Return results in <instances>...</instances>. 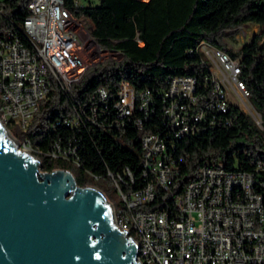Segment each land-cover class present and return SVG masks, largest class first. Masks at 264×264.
<instances>
[{
    "label": "built area",
    "instance_id": "obj_1",
    "mask_svg": "<svg viewBox=\"0 0 264 264\" xmlns=\"http://www.w3.org/2000/svg\"><path fill=\"white\" fill-rule=\"evenodd\" d=\"M90 1L29 0L28 12L18 21L0 6L11 21L10 26L0 27L1 121L25 129L53 82L69 89L84 67L79 30L87 17L74 14L71 4ZM198 46L210 63L212 86L205 81L201 88L193 74L168 76L160 92L163 126L159 129L145 128V120L156 112L154 91L137 89L127 78L119 80L114 92L107 85L97 86L86 102L73 104L70 115L52 122V128L62 123L79 128L90 122L109 131L130 125L143 130L139 169L129 164L107 169L121 195L120 203L110 202L112 221L133 239L141 264H264L262 160L255 170H247L230 167L223 156L208 159L176 196L174 210L142 208L154 198L156 186L168 188L179 174V141L205 127L200 122L209 110L227 111L234 102L228 96L229 83L245 108L251 106L249 89L240 77V56L205 39ZM256 111L253 118L262 125L261 113ZM116 135L130 145L125 135ZM20 140L32 147L41 162L39 148L29 138ZM80 146L74 135L66 141L55 138L47 154L80 166ZM86 171L94 179L101 176Z\"/></svg>",
    "mask_w": 264,
    "mask_h": 264
},
{
    "label": "trees",
    "instance_id": "obj_2",
    "mask_svg": "<svg viewBox=\"0 0 264 264\" xmlns=\"http://www.w3.org/2000/svg\"><path fill=\"white\" fill-rule=\"evenodd\" d=\"M29 0H0L8 17L20 20L28 12ZM74 14L92 20V35L106 48L120 50L121 58H106L88 67L68 90L53 82L50 91L39 101L27 127L17 123L12 128L20 139L29 138L39 148L42 166L70 168L81 185L98 183L86 169L108 176L107 169L129 164L139 169L140 136L133 125L124 130L109 131L87 122L79 128L57 125L58 117L70 115L73 104H83L99 85L116 90L121 78H127L137 89L151 88L157 99L155 116L145 120V128L159 129L163 101L160 92L166 79L174 74H193L201 88L205 81L212 86L210 63L198 46L202 39L240 56V77L249 89L252 105L261 113L262 125L237 103L231 102L227 111L209 110L200 122L205 127L179 141V174L168 188L156 186L152 200L142 208L165 207L174 210L175 198L185 184L198 176L206 160L223 156L230 167L255 170L258 160L264 161V0H99L79 6L71 4ZM0 12V27L11 25ZM245 22L259 24L254 36L241 48L229 46L227 29ZM209 87V88H210ZM230 120V121H228ZM115 133L125 135V144ZM74 135L81 142L78 150L82 164L77 166L62 157L51 158L47 151L55 138ZM109 177V176H108ZM143 180V179H142Z\"/></svg>",
    "mask_w": 264,
    "mask_h": 264
},
{
    "label": "water",
    "instance_id": "obj_3",
    "mask_svg": "<svg viewBox=\"0 0 264 264\" xmlns=\"http://www.w3.org/2000/svg\"><path fill=\"white\" fill-rule=\"evenodd\" d=\"M39 166L14 149L0 120V264H141L96 186L70 168Z\"/></svg>",
    "mask_w": 264,
    "mask_h": 264
},
{
    "label": "rangeland",
    "instance_id": "obj_4",
    "mask_svg": "<svg viewBox=\"0 0 264 264\" xmlns=\"http://www.w3.org/2000/svg\"><path fill=\"white\" fill-rule=\"evenodd\" d=\"M94 2H99V0H94ZM83 20H84L83 27L80 28L79 31H80V40L82 44V54H83L85 63H84L83 70L80 73H77L75 77L76 79L79 78L88 67L96 64L97 62L105 60L106 58H109V57H114V58L119 59L122 56V52L120 50L106 48L100 45L98 41L96 40V38L91 33V28L93 26L91 19H89L88 17H84ZM258 27H259V24L255 22H245L235 28L227 29L225 33V37L228 41L229 46H231L234 49L241 48V46L246 40H249L250 38L254 36ZM228 87H229L228 96L232 101L239 104L240 107L243 108L245 111H247L249 114H251V116L257 113L255 107H253L250 102H249V105L251 106L250 107L248 106L247 109L245 108L244 104H242L241 98L239 97V95L237 94V92L235 91L231 83L228 84ZM247 103H248V100H247ZM2 123L12 133V136L15 137L19 141L20 139L17 137V135L14 133L12 129L15 127V125L11 127L8 124L4 123L3 121ZM25 146L26 145H25L24 140H20L19 143L17 144V147L19 149L23 150V149L28 148V150L34 156L38 158V156L36 155L32 147L30 146L25 147ZM39 169L45 170V168L42 165L39 166ZM97 181L99 184H101V186L96 183H89V184L96 186L94 188L99 189L104 194V196H106L109 203L111 201L120 203L121 195L119 191L117 190L113 180L110 177L102 176Z\"/></svg>",
    "mask_w": 264,
    "mask_h": 264
},
{
    "label": "bare ground",
    "instance_id": "obj_5",
    "mask_svg": "<svg viewBox=\"0 0 264 264\" xmlns=\"http://www.w3.org/2000/svg\"><path fill=\"white\" fill-rule=\"evenodd\" d=\"M4 132L7 135L8 139L10 140L12 146L14 147L15 150H17L19 153L22 154V156L32 162L38 163V158L36 156H34L29 150L27 149H19L17 147V144L19 143V141L12 136V133L4 126ZM27 147V146H25ZM96 189V188H95ZM99 192H101L99 189H97ZM102 193V192H101ZM103 194V193H102ZM104 195V194H103ZM111 206V205H110Z\"/></svg>",
    "mask_w": 264,
    "mask_h": 264
}]
</instances>
